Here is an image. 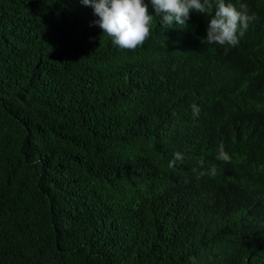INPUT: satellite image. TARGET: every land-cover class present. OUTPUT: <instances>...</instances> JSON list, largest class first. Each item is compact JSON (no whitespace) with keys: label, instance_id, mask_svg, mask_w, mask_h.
Listing matches in <instances>:
<instances>
[{"label":"trees","instance_id":"1","mask_svg":"<svg viewBox=\"0 0 264 264\" xmlns=\"http://www.w3.org/2000/svg\"><path fill=\"white\" fill-rule=\"evenodd\" d=\"M242 2L236 47L193 11L125 50L80 0H0V264H264V0Z\"/></svg>","mask_w":264,"mask_h":264},{"label":"clouds","instance_id":"2","mask_svg":"<svg viewBox=\"0 0 264 264\" xmlns=\"http://www.w3.org/2000/svg\"><path fill=\"white\" fill-rule=\"evenodd\" d=\"M155 15L149 12V3L145 0H80L85 6L93 9L98 17L93 23L102 29V35L111 38L113 45L120 49L135 50L142 46L151 35L150 24L157 20L163 28L171 27L175 21L180 27H185L190 19V13H203L209 17L206 26V36L203 44H217L221 47H236L249 29L250 24L257 19L249 5L242 0H149ZM193 116L198 117L200 109L192 105ZM216 159L230 162L231 157L225 151L224 144L218 146ZM184 161V155L177 151L168 163L169 168H175ZM200 170L193 169L196 179L204 176H216L217 168L213 165L205 169V161H198Z\"/></svg>","mask_w":264,"mask_h":264}]
</instances>
